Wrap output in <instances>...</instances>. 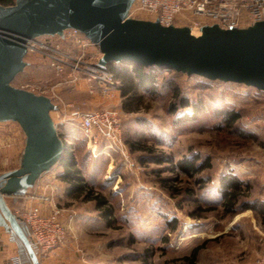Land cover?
<instances>
[{
    "label": "rangeland",
    "instance_id": "1",
    "mask_svg": "<svg viewBox=\"0 0 264 264\" xmlns=\"http://www.w3.org/2000/svg\"><path fill=\"white\" fill-rule=\"evenodd\" d=\"M131 15L154 19L135 7ZM177 25L193 28L186 19ZM38 40L44 45L28 51L27 65L13 85L53 99L57 109L51 114L62 140L73 146L87 181L109 200L114 215L109 224L95 200L69 195L59 165L42 174L26 194L6 197L17 215L32 201L52 200L53 208L62 211L66 237L80 245L88 264H141L145 253L153 264H253L264 253V223L258 214L241 208L225 213L218 189L219 179L230 171L252 185L251 195L243 199L264 201V91L165 69L158 72L157 91L139 90L141 99L123 96L117 77L113 93L105 96L82 70L69 64L60 70L53 64L55 54L68 55L73 63L81 57L85 64L79 65L85 69L87 62L97 60L95 46L82 44V37L71 31ZM171 85L191 101H202L196 119L181 121L180 112L169 111L176 100ZM108 107L119 112L122 142L100 138L94 147L81 123L70 116L74 110ZM229 109L241 114L231 127L223 118ZM24 145L20 124L0 121V174L20 166ZM195 155L200 160L210 156L213 166L190 176L178 161ZM0 231L8 251L20 252L10 233L1 226ZM198 245L196 258L186 259ZM44 258L39 257L41 264Z\"/></svg>",
    "mask_w": 264,
    "mask_h": 264
},
{
    "label": "water",
    "instance_id": "2",
    "mask_svg": "<svg viewBox=\"0 0 264 264\" xmlns=\"http://www.w3.org/2000/svg\"><path fill=\"white\" fill-rule=\"evenodd\" d=\"M136 0H15L0 3V121H15L25 133L20 166L0 174V226L41 264L35 245L7 196L24 195L67 149L46 94L13 85L27 61L29 43L43 35L80 31L96 44L99 63H134L173 69L211 80L242 83L264 91V20L248 26L164 24L131 15Z\"/></svg>",
    "mask_w": 264,
    "mask_h": 264
},
{
    "label": "built area",
    "instance_id": "3",
    "mask_svg": "<svg viewBox=\"0 0 264 264\" xmlns=\"http://www.w3.org/2000/svg\"><path fill=\"white\" fill-rule=\"evenodd\" d=\"M133 7L150 14L154 19H160L164 24H178V20L186 19L198 31L204 24L216 23L222 27L248 26L256 21L264 20V0H136ZM187 17H196V19L190 20ZM66 31L80 35L82 44L95 46L98 53L97 60L93 63L87 62V67L83 69L79 65L85 64L81 57L73 58L75 60L73 63L69 61L71 57L68 55L62 57L55 54L52 56L55 59L53 64L60 70H64L65 64L78 69L80 73L82 70L83 74L88 76V80L98 86L103 95H111L118 81L107 65L99 63L102 56L99 47L76 29ZM43 45V42L36 39L31 40L28 46L29 50H33ZM70 118L81 123L90 144L94 147L99 145L100 138L111 140L113 143L122 142L121 119L115 108L74 110ZM61 215L62 211L58 207L45 213L30 207L18 215L27 226L39 257L49 256L65 240L67 229ZM0 264H26L20 252L9 253L1 231ZM253 264H264V253L258 256Z\"/></svg>",
    "mask_w": 264,
    "mask_h": 264
},
{
    "label": "trees",
    "instance_id": "4",
    "mask_svg": "<svg viewBox=\"0 0 264 264\" xmlns=\"http://www.w3.org/2000/svg\"><path fill=\"white\" fill-rule=\"evenodd\" d=\"M14 1L15 0H0V3L9 5L13 4ZM107 67L111 71H113L115 76L119 78L120 82L122 83V85L120 83L122 95L129 96L131 99L136 98V100L141 99L138 96L139 90L140 92H142L143 90L144 92L148 93H154L157 91L159 83V71L165 69L169 71H175L173 69L165 67H157L154 65L145 66L134 63L110 62L107 64ZM203 78L210 81H218L220 83H234L245 85L237 82H226L221 80H211L205 77ZM171 89L173 90L176 100L169 105V111L176 114L180 112L179 120L181 121L196 119L198 113L203 109L202 101H191L189 97L181 93L177 85H171ZM189 107L191 108V110L182 111L181 113L182 109H186ZM240 117L241 114L237 110L229 109L223 111L224 122L227 123L230 127L233 126ZM138 120L144 122V119L142 118H139ZM65 145L67 147L65 154L55 166L59 165L62 167V171L59 176L64 179L67 184L66 192L69 195H75L76 197L83 196L85 200H95L96 208L101 210L102 216L106 219L108 218L107 222L111 224V218L114 215V209L111 205H109V200L106 199V197L103 196L100 192H98L94 188V186L90 185L89 181H87L84 175L83 168L80 166L76 158V155L74 153L75 151L71 149L73 148V146H70L67 143H65ZM159 159L161 161L163 160L161 158ZM178 166L188 175L196 176L203 170L211 168L213 166V162L210 156H207L203 160H200V156L195 155L182 158L178 161ZM198 181L203 182L204 178H199ZM218 189L221 193V205L223 206L225 213H235L239 208L252 209L258 214L262 223H264V201L258 199H243L244 197H249L251 195L252 185L249 181L246 182L242 180L233 172H225L219 179ZM20 221L26 227L29 234L28 228L25 225L24 221L21 218ZM201 246L202 245L196 246L193 249L192 257L187 256L186 259L194 260ZM20 253L25 263L30 264L24 248H20ZM148 260V253H145L144 261L141 264H153V262Z\"/></svg>",
    "mask_w": 264,
    "mask_h": 264
},
{
    "label": "crops",
    "instance_id": "5",
    "mask_svg": "<svg viewBox=\"0 0 264 264\" xmlns=\"http://www.w3.org/2000/svg\"><path fill=\"white\" fill-rule=\"evenodd\" d=\"M32 202H33L32 206H30V207L37 209L40 212H44V213L49 212L55 204L52 200L51 201L35 200ZM67 218H68V216L66 214L63 215V219L67 220ZM76 232H78V230H76ZM74 234H75V230H74L73 235ZM3 236H4L5 243H7L6 242L7 239L5 238L4 234H3ZM75 236L76 235H74V237ZM73 239L74 238H72L71 235H68L65 238V240L56 249H54V251H52L50 253L49 256H47L46 258L43 259V264H88L89 263V262H87L88 260H86L85 257L81 256V251L79 250L80 245L78 243L74 242ZM17 252H19V251H17ZM14 253H16V252H14ZM235 264H238V263H235ZM248 264H251V263H248Z\"/></svg>",
    "mask_w": 264,
    "mask_h": 264
},
{
    "label": "bare ground",
    "instance_id": "6",
    "mask_svg": "<svg viewBox=\"0 0 264 264\" xmlns=\"http://www.w3.org/2000/svg\"><path fill=\"white\" fill-rule=\"evenodd\" d=\"M194 32V31H193ZM195 33V32H194Z\"/></svg>",
    "mask_w": 264,
    "mask_h": 264
}]
</instances>
